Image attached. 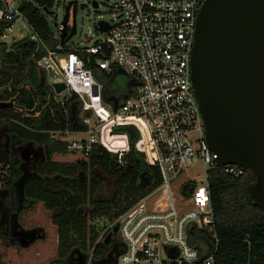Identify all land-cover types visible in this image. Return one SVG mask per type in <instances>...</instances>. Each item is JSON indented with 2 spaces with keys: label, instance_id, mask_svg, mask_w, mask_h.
Instances as JSON below:
<instances>
[{
  "label": "built area",
  "instance_id": "built-area-1",
  "mask_svg": "<svg viewBox=\"0 0 264 264\" xmlns=\"http://www.w3.org/2000/svg\"><path fill=\"white\" fill-rule=\"evenodd\" d=\"M205 1L113 0V19L99 21L97 34L87 36L84 46L60 43L36 62L38 69L49 73L51 84L64 83L62 94L76 96L82 112L88 114L82 117L87 137L69 141L68 152L86 159L98 145L118 155L124 165L129 138L115 129L131 127L137 135L136 153H142L144 157H139L160 173V184L100 233L97 243L110 233L119 236L113 245L119 249L117 264H216V235L210 245L198 247L191 242L214 226L210 179L220 166L207 143L191 81L197 16ZM70 2L55 0L54 7L62 5L65 11ZM21 4L22 0H0V21L25 20ZM100 22L108 25L107 31L100 30ZM61 29L54 34L59 41ZM82 55L92 56L94 66L105 75L120 70L130 78L123 100H105L103 84ZM198 162L204 169L199 183L186 176ZM220 167L232 178L244 173L235 165ZM92 253L87 264L92 263Z\"/></svg>",
  "mask_w": 264,
  "mask_h": 264
},
{
  "label": "trees",
  "instance_id": "trees-1",
  "mask_svg": "<svg viewBox=\"0 0 264 264\" xmlns=\"http://www.w3.org/2000/svg\"><path fill=\"white\" fill-rule=\"evenodd\" d=\"M54 4L55 0H22L20 10L32 37L10 47L0 44V103H12V107L0 110V127L5 126L7 137L19 149L23 144H32L44 148L49 155L46 160L32 158L30 165H21L0 134V165L8 169L6 188L0 193L21 192L17 205L12 198L2 201L0 194V238L5 242L10 238L8 226L2 220L4 212L22 210L21 206L30 202L43 204L58 233L57 258L51 264H78L81 256L88 259L92 252V258L100 264H115L119 249L113 247L117 241L113 239L117 235H112L109 244L105 240L97 243L104 229L100 223L115 221L149 195L160 184V173L137 155V135L131 127L115 129L129 138L130 151L124 165L118 155L98 145L87 159L73 164L51 159L55 153L67 154V142L58 141L53 135L80 130L82 117L88 115L82 112L76 96L57 102L52 87L37 68L36 62L47 50L54 51L60 45L42 15L51 13ZM11 26L0 21V37ZM82 56L86 67L102 82L105 100H123L130 79L121 72L105 75L94 66L92 56ZM107 181L112 183L113 192L101 196ZM254 182L255 176L247 169L240 178L226 175L220 166L212 172L214 226L201 231L191 242L198 247L210 245L216 235V264H264V211L246 200L247 188Z\"/></svg>",
  "mask_w": 264,
  "mask_h": 264
},
{
  "label": "water",
  "instance_id": "water-1",
  "mask_svg": "<svg viewBox=\"0 0 264 264\" xmlns=\"http://www.w3.org/2000/svg\"><path fill=\"white\" fill-rule=\"evenodd\" d=\"M93 5L99 7L95 1ZM76 14L75 3L70 2L61 23V45L77 33ZM99 27L103 32L109 28L104 22ZM191 81L206 140L218 155V164L253 173L255 182L247 188L246 200L264 211V0L204 2L196 22ZM51 87L56 95L66 90L64 83H52ZM9 107L12 103H0V110ZM28 151L25 153L30 155ZM111 237L112 233L106 244ZM43 238L44 234L19 245L27 248ZM79 260L80 264L88 262L87 257Z\"/></svg>",
  "mask_w": 264,
  "mask_h": 264
},
{
  "label": "rangeland",
  "instance_id": "rangeland-1",
  "mask_svg": "<svg viewBox=\"0 0 264 264\" xmlns=\"http://www.w3.org/2000/svg\"><path fill=\"white\" fill-rule=\"evenodd\" d=\"M33 1V0H30ZM77 4L76 9V20H77V35L66 45L67 47L74 44L75 46H84V40L87 36H93L97 34L96 25L99 21L103 20L105 22H111L113 19V9L112 4L113 0H71ZM97 2L99 7L96 9L93 5V2ZM64 8L62 5L55 6L51 13L47 14L42 12V15L46 18L50 29L52 32L57 35V29L61 26V23L64 18ZM4 37H0V44L5 43L9 47L18 41H21L25 38L32 37V30L28 23L22 19L18 18L13 22L9 30L4 34ZM98 38L103 36L97 35ZM40 76L45 77L48 86L51 85L52 78L46 71L38 69ZM100 81L98 78H96ZM102 83V82H101ZM55 94V93H54ZM55 98L57 102H63L66 99V94L56 95ZM1 132L5 136V140L8 143V149H10L12 156L24 165L28 163L26 158L23 157V154L26 152L27 145L23 144L22 149H19L17 145H13L8 137H6V128L1 127ZM53 137L58 141H66L67 144L72 140H82L87 137L86 134L81 133L79 136L73 137V135H60L56 133ZM34 151L38 152V160H46L49 158L46 150L44 148L32 147ZM25 151V152H24ZM30 159L34 158V155L30 154ZM56 162H64V164H73L78 160H85V158L70 153L67 151V154L55 153L51 158ZM30 163V162H29ZM8 169L0 165V191L6 188V179L8 176ZM204 169L201 162H198L194 167L190 168L186 172V176L190 179H196L197 183L202 179ZM113 192V185L111 182L107 181L106 185L103 188L101 196L108 195ZM19 224L24 230L29 232L35 231L37 229L43 230L44 238L38 240L30 248H23L19 245V242L15 238H9L8 242L3 241L0 238V264H51L57 258V230L53 226L51 221V214L45 209L43 204H35L30 202L29 204L23 206L22 211L19 214L18 219ZM110 221H103L100 224L104 226L108 225ZM95 224V222H92ZM42 234L39 233L38 237H41ZM116 236L113 239H117V242L120 241ZM114 245V243H113ZM57 264V263H54ZM63 264H71L68 261H65ZM91 264H100L98 259L92 258Z\"/></svg>",
  "mask_w": 264,
  "mask_h": 264
},
{
  "label": "flooded vegetation",
  "instance_id": "flooded-vegetation-1",
  "mask_svg": "<svg viewBox=\"0 0 264 264\" xmlns=\"http://www.w3.org/2000/svg\"><path fill=\"white\" fill-rule=\"evenodd\" d=\"M28 152L30 154L34 155V158L33 159H36V160L38 159V154L37 153H33L31 151H28ZM29 156L30 155H27L26 153L23 154V157H25L26 160H27V162H28V163H26V165L27 164L30 165L29 162L31 161V159L29 158ZM35 156H37V157L35 158ZM18 192H19V190H17V194H14V193L13 194L12 193L9 194V192H7V191L4 194L0 193L2 195V201L4 200V198H6V199L7 198H12L10 200L11 201L13 200V204L14 203L16 204L17 203V198L19 196V193H21V192H19V193ZM23 206L24 205L21 206L22 209H23ZM20 210L17 208V211H15L14 213H8V212L6 213V212H4L5 214H3V217H2V220L8 226V232L10 234V238L11 239L12 238L17 239V241L19 242V244H20L21 241H24V240L29 241L32 238L37 237L39 233L43 234V230H41V229H37L35 231L29 232L27 230H24L21 227V225L18 222V216H19L20 212L22 211V210L21 211ZM80 263H81V261L79 260L78 264H80Z\"/></svg>",
  "mask_w": 264,
  "mask_h": 264
},
{
  "label": "crops",
  "instance_id": "crops-1",
  "mask_svg": "<svg viewBox=\"0 0 264 264\" xmlns=\"http://www.w3.org/2000/svg\"><path fill=\"white\" fill-rule=\"evenodd\" d=\"M117 72H121L122 74H124L122 71H116V73L115 74H117ZM126 75V74H125ZM127 76V75H126ZM128 77V76H127ZM129 78V77H128ZM130 79V78H129ZM128 86H126V88H127ZM119 89L122 91L123 90V88H120L119 87ZM2 128L3 127H5V126H1ZM1 127H0V134L4 137V139H5V136L3 135V132H1ZM81 133H83L84 134V128L83 127H81V129L80 130H78V131H74L71 135H73V137H76V136H79ZM121 135H124V134H121ZM6 137H7V135H6ZM128 139V138H127ZM126 139V140H127ZM27 145V149L29 150L30 148H31V150L33 151V153H37L38 154V152L37 151H34L33 150V148L32 147H34V145H32V144H26ZM6 147L8 148V143L6 142ZM22 147V146H21ZM30 151V150H29ZM87 159V158H86ZM54 162H56V161H54ZM59 163H64V162H59ZM53 224V223H52ZM104 224L105 223H103V225H101L102 227H104ZM55 228H56V230H57V227L55 226V225H53ZM57 239H58V233H57ZM40 241V240H39ZM58 242V241H57ZM37 243V241L35 242V243H33L32 245H30L29 247H27V248H30V247H32L34 244H36ZM26 248V249H27ZM57 251H58V247H57Z\"/></svg>",
  "mask_w": 264,
  "mask_h": 264
}]
</instances>
